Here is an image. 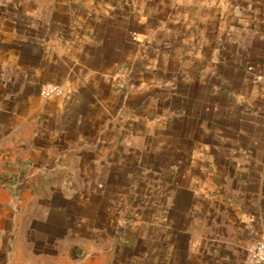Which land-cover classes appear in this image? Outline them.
<instances>
[{
    "label": "rangeland",
    "instance_id": "rangeland-1",
    "mask_svg": "<svg viewBox=\"0 0 264 264\" xmlns=\"http://www.w3.org/2000/svg\"><path fill=\"white\" fill-rule=\"evenodd\" d=\"M130 5L0 0V264H199L189 239L225 231L226 185L229 209L264 211V45L238 63L253 89L227 92L194 45L147 63L163 47Z\"/></svg>",
    "mask_w": 264,
    "mask_h": 264
},
{
    "label": "crops",
    "instance_id": "crops-1",
    "mask_svg": "<svg viewBox=\"0 0 264 264\" xmlns=\"http://www.w3.org/2000/svg\"><path fill=\"white\" fill-rule=\"evenodd\" d=\"M157 1L156 4V0H133V5L126 8L127 14L136 20L140 29L134 33L138 43L141 40L148 45L163 47L164 51L159 48L149 51L145 57L147 63L153 59L154 68L165 71L170 66L169 62L183 61V50L166 51L164 47L171 44L175 47L191 44L197 47L199 60L203 58L211 62V76L221 79V87L227 92L246 94L247 90L253 89L252 80L255 78L257 67L254 65L253 69L246 70L238 63L248 61L247 55L254 50L259 52L260 46L264 45V0H171L168 6L163 5L162 0ZM251 47L254 49L251 50ZM220 62L225 66L219 65ZM218 70H223V73L217 72ZM186 171L193 172L191 168H185L184 173ZM243 174L237 171L231 178L238 184L242 182ZM224 186L221 184L220 188L224 189ZM201 188L203 189L197 183L189 182L187 189L192 198L209 196L207 191H200ZM226 190L227 185L225 231L216 217L210 235L191 236L189 239V242L195 238L199 240L197 252L190 255V258L200 261L199 264L221 261L222 258L218 257L223 248L225 264H245V260L238 261L239 246L264 238V211L247 205H244L240 212L237 208L229 209L231 204L227 205V202L231 200L230 196L227 197ZM220 195L217 191L213 197ZM239 198L238 195L234 198L233 205L239 204ZM232 222L233 229L229 228ZM246 250L247 248L245 253Z\"/></svg>",
    "mask_w": 264,
    "mask_h": 264
},
{
    "label": "built area",
    "instance_id": "built-area-1",
    "mask_svg": "<svg viewBox=\"0 0 264 264\" xmlns=\"http://www.w3.org/2000/svg\"><path fill=\"white\" fill-rule=\"evenodd\" d=\"M60 93V89L55 87H46L43 90L45 96ZM245 264H264V239L256 240L247 247Z\"/></svg>",
    "mask_w": 264,
    "mask_h": 264
}]
</instances>
